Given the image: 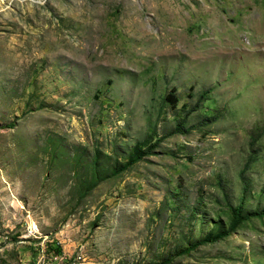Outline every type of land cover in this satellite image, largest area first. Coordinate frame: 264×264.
<instances>
[{
  "label": "rangeland",
  "instance_id": "obj_1",
  "mask_svg": "<svg viewBox=\"0 0 264 264\" xmlns=\"http://www.w3.org/2000/svg\"><path fill=\"white\" fill-rule=\"evenodd\" d=\"M237 205L264 0H0V264H264V216L198 243Z\"/></svg>",
  "mask_w": 264,
  "mask_h": 264
},
{
  "label": "trees",
  "instance_id": "obj_2",
  "mask_svg": "<svg viewBox=\"0 0 264 264\" xmlns=\"http://www.w3.org/2000/svg\"><path fill=\"white\" fill-rule=\"evenodd\" d=\"M164 101L168 103L172 108H174L176 97L173 93H169L164 97ZM258 216H264V208L242 209L240 205H237L236 207L231 209L230 220L228 221V223L221 226H216L217 235H207L205 239L198 240V243L200 241H212L227 236L242 221L250 217Z\"/></svg>",
  "mask_w": 264,
  "mask_h": 264
}]
</instances>
